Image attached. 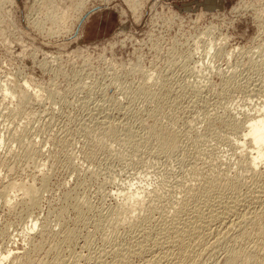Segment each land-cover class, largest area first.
I'll list each match as a JSON object with an SVG mask.
<instances>
[{"label": "rangeland", "instance_id": "rangeland-1", "mask_svg": "<svg viewBox=\"0 0 264 264\" xmlns=\"http://www.w3.org/2000/svg\"><path fill=\"white\" fill-rule=\"evenodd\" d=\"M61 1L0 0V257L13 251L3 264H108L103 249L136 233L113 216L124 197L162 193L158 219L194 167L251 187L237 159L248 144L226 123L264 115V0ZM100 105L138 134L157 121L177 135L174 151L101 146ZM28 187L42 189L35 208Z\"/></svg>", "mask_w": 264, "mask_h": 264}, {"label": "bare ground", "instance_id": "bare-ground-1", "mask_svg": "<svg viewBox=\"0 0 264 264\" xmlns=\"http://www.w3.org/2000/svg\"><path fill=\"white\" fill-rule=\"evenodd\" d=\"M58 1L63 3L61 0ZM83 2L78 0V4ZM109 87L110 90L114 89L116 92L119 91L120 85H118V88L115 84ZM143 90L141 89L143 94L149 98V93ZM109 98L111 99V97ZM114 104L118 105L119 102ZM158 108H156L157 111L155 110L157 113ZM96 113L95 120L97 122L94 125L93 135L95 137L93 139L105 148L125 141L127 147L135 149L142 140L146 144L154 142L158 146L159 154L169 155L174 151L173 146L178 142L177 135L172 138L166 130H163L156 123L157 121H154L148 127L145 126V123H142L143 120L140 121L141 126L139 127L141 129H139L141 131H139L141 136L138 132L133 131L131 127L124 126V121H113L110 112H107V107L104 105L98 106ZM249 116L244 121L233 119L226 125L232 134L237 135L234 144L237 143L239 149L248 144L249 150L247 148L243 149L236 157L239 169L251 179V184H249L251 187L244 192L240 191L244 186L247 187L245 182H242L244 177L241 179L237 176H229L231 170L227 173L225 171L221 172V170L219 172L215 171L216 169L214 170L212 166V169L210 168L207 171H204L201 168L202 166L199 167L202 170L194 167L188 173L189 175H186L188 176L187 179L184 180V176L181 178L182 181L178 185L181 196L178 195L177 199H174L171 203L169 202V207L164 208L163 213L159 211L158 219H153L150 212L155 207L157 208L155 201L160 200L162 193L159 196L155 192H153L154 194L152 192L145 194L137 188L135 191L132 190V193L124 197L121 206H118L119 208L117 207L118 209L116 208L115 211L113 209V216L119 221L128 220L129 223L132 221L131 227L136 228V233L126 244L116 243V245L108 247L107 250L103 249L102 254L105 253L110 257L108 264H132V262H135L132 259H137V262L133 264H207L208 260L211 264H262L261 261L264 259V173H260L258 167L264 165V115L254 114ZM221 158L223 159V157ZM214 160L212 161L214 162ZM246 175L244 176L246 177ZM242 176L240 175V177ZM9 188L7 189L9 190ZM41 190L28 187L23 191L25 200L30 207L35 208L37 206L41 197ZM158 193L160 192L158 191ZM163 198L165 197L163 196ZM158 202L156 205L162 203L161 201ZM161 206L159 207L161 208ZM156 210L158 213V209ZM108 218L107 216V219L102 221L103 225L107 223L111 225L113 220L110 221ZM114 221H116L115 218ZM113 222L112 224L115 225L118 221ZM125 222L121 221V224ZM31 224L29 231L37 227V221L31 222ZM127 225L129 224L127 223ZM107 227L109 226L107 225ZM73 236V232H67L63 240L55 246L53 250L56 256L55 259H58L63 245L70 242ZM106 239L108 242L109 239ZM89 240L86 239L84 244L87 250L91 247ZM11 252L13 251L8 250L4 255H1L0 264L8 259ZM98 256L96 257L98 258ZM99 258L101 259V257ZM52 263H55V261Z\"/></svg>", "mask_w": 264, "mask_h": 264}]
</instances>
